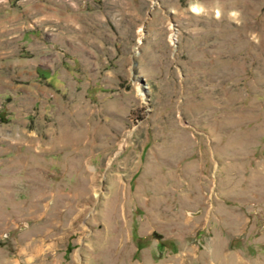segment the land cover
I'll use <instances>...</instances> for the list:
<instances>
[{
    "label": "rangeland",
    "instance_id": "rangeland-1",
    "mask_svg": "<svg viewBox=\"0 0 264 264\" xmlns=\"http://www.w3.org/2000/svg\"><path fill=\"white\" fill-rule=\"evenodd\" d=\"M262 182L264 0H0V264H264Z\"/></svg>",
    "mask_w": 264,
    "mask_h": 264
},
{
    "label": "water",
    "instance_id": "water-1",
    "mask_svg": "<svg viewBox=\"0 0 264 264\" xmlns=\"http://www.w3.org/2000/svg\"><path fill=\"white\" fill-rule=\"evenodd\" d=\"M140 81H141V83L143 84V81H144V79H139Z\"/></svg>",
    "mask_w": 264,
    "mask_h": 264
},
{
    "label": "bare ground",
    "instance_id": "bare-ground-1",
    "mask_svg": "<svg viewBox=\"0 0 264 264\" xmlns=\"http://www.w3.org/2000/svg\"><path fill=\"white\" fill-rule=\"evenodd\" d=\"M142 88H146L145 86H142ZM143 93H145V92H143Z\"/></svg>",
    "mask_w": 264,
    "mask_h": 264
},
{
    "label": "crops",
    "instance_id": "crops-1",
    "mask_svg": "<svg viewBox=\"0 0 264 264\" xmlns=\"http://www.w3.org/2000/svg\"><path fill=\"white\" fill-rule=\"evenodd\" d=\"M264 185V182H262V186Z\"/></svg>",
    "mask_w": 264,
    "mask_h": 264
}]
</instances>
